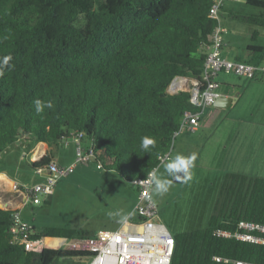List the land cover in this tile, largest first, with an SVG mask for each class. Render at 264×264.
<instances>
[{
  "label": "trees",
  "instance_id": "obj_1",
  "mask_svg": "<svg viewBox=\"0 0 264 264\" xmlns=\"http://www.w3.org/2000/svg\"><path fill=\"white\" fill-rule=\"evenodd\" d=\"M211 2L0 0V59L12 57L11 69L0 76V155L22 135L53 147L81 133L83 146L92 144L109 162L103 169L129 183L133 175L145 177L170 148L183 113L198 110L188 93L168 95L166 89L174 77H200L203 48L216 26L208 17ZM244 3L259 12H234L230 19L264 28V0ZM258 36L251 32L244 60L236 61H262ZM36 99L53 107L37 114ZM145 136L156 141L148 152L141 148ZM49 163L46 154L30 166ZM16 213L0 209V264H62L89 256L45 243L94 237L77 229L36 233L41 253L12 243ZM240 221L264 224V178L225 173L207 226L173 234L170 264H221L213 257L264 264V245L213 236L217 228L234 231Z\"/></svg>",
  "mask_w": 264,
  "mask_h": 264
},
{
  "label": "rangeland",
  "instance_id": "obj_2",
  "mask_svg": "<svg viewBox=\"0 0 264 264\" xmlns=\"http://www.w3.org/2000/svg\"><path fill=\"white\" fill-rule=\"evenodd\" d=\"M244 1H226V13L259 12ZM223 18L221 23L227 29L229 23ZM230 25L232 35L224 36V54H230L232 57L229 59L235 61V57H239L244 60L246 46L252 44L249 36L254 30L259 32L254 44H264V28L235 21ZM218 79L232 86L231 111L210 121L209 126L204 125L207 119V114H204L197 131H183L171 143L170 160L177 154L185 157L195 154L196 159L190 169L191 179L173 182L165 172L170 160L158 168V174L170 181V187L163 195H158L153 188L152 200L158 208L161 222L171 234L205 228L223 175L231 172L251 176L257 173L261 162L260 155L264 150V76L250 80L233 74H219ZM20 152V149L12 147L1 154L0 171L5 168L8 176L17 183L31 185L39 179L27 162L29 157L26 155L19 159ZM133 177L138 178L136 175ZM134 198V185L118 173L98 169L94 164H78L71 174L58 179L52 195L48 197L49 203L27 206L24 217L33 224L37 234L55 227L95 235L100 229L114 231L116 227L111 223L118 216L115 213L125 209V205ZM45 243L58 249L63 246L56 239H48ZM62 262L86 264V259L73 258Z\"/></svg>",
  "mask_w": 264,
  "mask_h": 264
},
{
  "label": "built area",
  "instance_id": "obj_3",
  "mask_svg": "<svg viewBox=\"0 0 264 264\" xmlns=\"http://www.w3.org/2000/svg\"><path fill=\"white\" fill-rule=\"evenodd\" d=\"M226 1L228 0H212L209 7L208 17L216 21V26L209 36L208 44L203 48L205 60L200 77H174L166 89L168 95L188 93L189 104L198 109L196 112L183 113L172 140L183 131L190 133L197 131L204 110L211 107L221 95L219 74H233L250 80L264 76V58L259 64L254 65L222 57L223 36L227 31L221 26L220 11ZM81 137V133H72L68 139L61 141H70L74 145L75 159L71 164L60 167L55 162H50L44 167L34 169L33 173L39 180L31 185L14 183L11 193L16 194V197L12 196L8 200L0 198V203L4 204V208L0 209L17 212L27 206L39 205L52 195L58 179L71 174L78 164H94L98 169H102L105 163L108 164L92 144L84 147ZM171 149L172 146L167 152L158 156L157 165L145 177L130 181L136 190L135 204L127 219L117 229L99 231L90 239L66 240L62 242V249L89 253L85 258L86 264H170L174 248L173 234L160 220L158 208L152 200L154 185L148 180L149 173L153 169H158L170 160ZM24 156L25 153L22 157ZM10 231L12 243L22 245L28 252H42L44 244L41 240L33 238L36 234L33 225L21 220L18 212L14 215V226ZM212 234L219 238H232L250 244L264 245V224L240 221L232 232L217 228ZM212 260L221 264H254L219 257H213Z\"/></svg>",
  "mask_w": 264,
  "mask_h": 264
},
{
  "label": "crops",
  "instance_id": "obj_4",
  "mask_svg": "<svg viewBox=\"0 0 264 264\" xmlns=\"http://www.w3.org/2000/svg\"><path fill=\"white\" fill-rule=\"evenodd\" d=\"M230 13H232V12L226 13L225 5H224L222 13H221V17H225L223 19L226 22L228 21L229 26H230L229 28H227L230 31L229 30L227 31L226 27L223 26V24L221 23V26L223 28H225L227 31L225 34L226 36L229 33H231V35H232V28L230 25V23H232V20L230 19V15H231ZM233 31H235V30H233ZM224 36H223V41L225 43ZM249 38H250V36H249ZM221 54H222L223 58H225L227 60H232V59H229V57L231 56L230 54H224V46H223ZM244 58H245V56H244ZM236 59H239V57H235V60ZM220 84H221L220 93L224 96H228V97L232 98V86H227L224 82H220ZM231 109H232V102L228 108H215L213 106L206 108L202 114V116L204 114H207V119L204 122V125L209 126L210 121H214L215 119L220 117L222 114L230 112ZM202 116H201V118H202ZM200 120H202V119H200ZM12 147H16V148L21 150L19 159L22 158L23 153H25V156L27 155V157H29L30 160H27L29 165H30V162L39 161L46 154L49 155L50 162H55L60 167H65V166L71 164L75 158L74 145L70 141L60 142L56 146L48 147L46 144H44L42 142L35 143V142H33V140L30 137H26V136L22 135L19 137V140L13 146L7 148L2 154L6 153ZM40 151H42V152H40ZM33 155L36 156L34 160L32 159ZM0 157H1V155H0ZM260 161L261 162L257 168V173L251 174V177L264 178V150L262 151V154L260 155ZM6 167H9V165L7 163H6ZM7 173H8L7 169L5 170V168L0 171V177L2 178L0 180L1 181L0 182V198H3L4 200H8V199L12 198V196H13V193H11L10 186L13 185L14 183L19 184L16 182L15 179L9 177ZM135 200H136V190H135L134 200H131L129 203H127L125 205L126 206L125 209H123L121 212H119L120 215H118L116 217L117 219L116 218L113 219V222L111 223L113 227H116V229H117L123 223V221H124L123 217H127L130 214V212H131V210L135 204ZM1 208H4V207H1ZM26 208L27 207L21 208L17 212L19 213L20 217L23 220L28 221L24 217V213H25ZM99 231H104V230L100 229L97 232H99Z\"/></svg>",
  "mask_w": 264,
  "mask_h": 264
},
{
  "label": "clouds",
  "instance_id": "obj_5",
  "mask_svg": "<svg viewBox=\"0 0 264 264\" xmlns=\"http://www.w3.org/2000/svg\"><path fill=\"white\" fill-rule=\"evenodd\" d=\"M11 59V56H4L2 59H0V76L4 75V71L6 69H11L12 65H10L9 63ZM34 104L37 114L43 112L44 108L51 109L53 107L51 101L45 102L41 101L40 99H36L34 101ZM155 144L156 141L154 138L148 136L141 138V148L145 152H148L150 150V146L154 147ZM195 159V154L188 157L177 154L174 158L170 160L169 163L166 164L165 172L168 174V176L171 177H177L179 175H182L186 179H191L190 169L193 166V162L195 161ZM148 182L154 185L155 192L158 195H163L168 191L170 187V181L168 179H165L162 175L158 174V169H153L151 173H149ZM110 215L113 214L110 213ZM115 215H120V213H115ZM123 219L126 220L127 217H123Z\"/></svg>",
  "mask_w": 264,
  "mask_h": 264
},
{
  "label": "water",
  "instance_id": "obj_6",
  "mask_svg": "<svg viewBox=\"0 0 264 264\" xmlns=\"http://www.w3.org/2000/svg\"><path fill=\"white\" fill-rule=\"evenodd\" d=\"M232 102V98L224 95H220L212 104L215 108H228L229 105ZM184 177L182 175H179L177 177H172V181L175 183L182 182Z\"/></svg>",
  "mask_w": 264,
  "mask_h": 264
},
{
  "label": "bare ground",
  "instance_id": "obj_7",
  "mask_svg": "<svg viewBox=\"0 0 264 264\" xmlns=\"http://www.w3.org/2000/svg\"><path fill=\"white\" fill-rule=\"evenodd\" d=\"M41 150H42V149H41ZM40 152H42V151H40ZM35 157H36V156L33 155V158H32V159L34 160ZM1 179H2V178L0 177V180H1ZM2 181H3V180H2ZM0 182H1V181H0ZM11 188H12V185H11L10 189H11ZM0 207H4V205H3L2 203H0Z\"/></svg>",
  "mask_w": 264,
  "mask_h": 264
}]
</instances>
